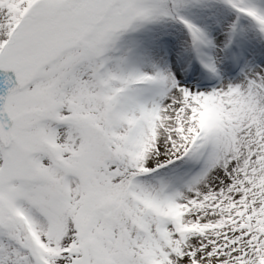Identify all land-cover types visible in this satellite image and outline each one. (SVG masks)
<instances>
[{
  "label": "snow or ice",
  "instance_id": "obj_1",
  "mask_svg": "<svg viewBox=\"0 0 264 264\" xmlns=\"http://www.w3.org/2000/svg\"><path fill=\"white\" fill-rule=\"evenodd\" d=\"M0 264H264V0H0Z\"/></svg>",
  "mask_w": 264,
  "mask_h": 264
}]
</instances>
